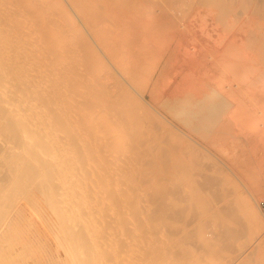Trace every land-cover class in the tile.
Returning a JSON list of instances; mask_svg holds the SVG:
<instances>
[{
	"label": "bare ground",
	"instance_id": "6f19581e",
	"mask_svg": "<svg viewBox=\"0 0 264 264\" xmlns=\"http://www.w3.org/2000/svg\"><path fill=\"white\" fill-rule=\"evenodd\" d=\"M263 187L264 0H0V264H264Z\"/></svg>",
	"mask_w": 264,
	"mask_h": 264
},
{
	"label": "rangeland",
	"instance_id": "374dc122",
	"mask_svg": "<svg viewBox=\"0 0 264 264\" xmlns=\"http://www.w3.org/2000/svg\"><path fill=\"white\" fill-rule=\"evenodd\" d=\"M262 197H263V198H262ZM255 198H256V199L253 201V202H254V205H255V208L257 209V207H258V211H259V213L261 214V216H263L262 213L260 212L259 204H260L261 201L264 200V187L262 188L261 194L257 195ZM34 217H36V220H38L39 222L41 221V218H39L38 215H36V216H34ZM39 222H34V221H33V225L36 224V225H35V227H36V226H38V224L40 225ZM41 225L44 226L43 222H42ZM17 249H18V247H15V248H14V250H17ZM18 251H20V254L23 256L22 259L24 258L25 255H26L28 258H26V259L20 261V260L18 259V258L21 257L20 255H17L18 258L16 257V255H15V256L13 255V258L15 257V259H16V260L13 259L14 262L17 261L16 264H18L19 262H20V263H21V262L23 263V261H24L23 264H33L32 257H30V256H31L30 254H28V253L25 254L24 252H22V249H20V250H18ZM16 252H17V251H16ZM21 252H22V253H21ZM18 253H19V252H18ZM17 259H18V260H17ZM29 259H31V260H29ZM18 261H19V262H18ZM28 262H30V263H28ZM20 263H19V264H20ZM22 263H21V264H22ZM14 264H15V263H14Z\"/></svg>",
	"mask_w": 264,
	"mask_h": 264
},
{
	"label": "built area",
	"instance_id": "2783aa9c",
	"mask_svg": "<svg viewBox=\"0 0 264 264\" xmlns=\"http://www.w3.org/2000/svg\"><path fill=\"white\" fill-rule=\"evenodd\" d=\"M260 208H261V210H262V213L264 214V201L261 202V204H260Z\"/></svg>",
	"mask_w": 264,
	"mask_h": 264
}]
</instances>
